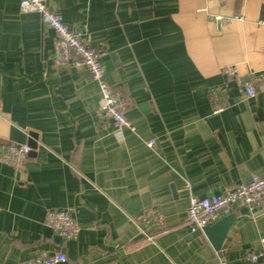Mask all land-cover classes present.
Instances as JSON below:
<instances>
[{
  "label": "crops",
  "instance_id": "obj_1",
  "mask_svg": "<svg viewBox=\"0 0 264 264\" xmlns=\"http://www.w3.org/2000/svg\"><path fill=\"white\" fill-rule=\"evenodd\" d=\"M44 1L104 51L133 130L100 123L89 72L55 67L54 33L19 0H0V143L28 145L31 133L37 145L19 168L0 163V264L58 251L63 264H250L264 251V197L255 215L233 210L220 256L184 221L190 196L264 179V0ZM222 85L214 113L210 90ZM50 210L73 215L76 240L53 233ZM149 210L160 226L147 225Z\"/></svg>",
  "mask_w": 264,
  "mask_h": 264
},
{
  "label": "built area",
  "instance_id": "obj_2",
  "mask_svg": "<svg viewBox=\"0 0 264 264\" xmlns=\"http://www.w3.org/2000/svg\"><path fill=\"white\" fill-rule=\"evenodd\" d=\"M19 10L22 13L38 15L42 23L54 33L55 67L67 66L73 69H86L89 72L91 79L99 89L100 105L97 110L99 122L111 123L119 136L122 129L133 130L125 115L127 103L123 92L119 88L109 86L104 79V69L101 62L104 51L85 42L78 31L69 29L61 16L52 11L44 0H19ZM217 20L229 22L231 19L217 17ZM225 72L235 82L236 88L242 96L247 99L255 97V89L251 81L239 78L236 70L232 67L226 69ZM226 92V85L210 90V100L213 104L214 113L223 112ZM153 145V141L147 143L148 148H152ZM30 152L31 148L26 144L0 143V163L19 168ZM263 197L264 179L256 175L251 177L249 183L238 185L234 189L219 194H211L204 198L190 196L184 225L195 232L232 214L235 208H244L250 216L255 215L261 211ZM145 220L147 225L151 227H158L163 222L161 214L153 210L145 213ZM44 222L55 235L64 240L72 241L78 237L79 226L69 211L50 210L47 212ZM143 234L147 237L145 233ZM262 243L264 244V239ZM220 253L222 254L223 251ZM247 259L250 264L264 260V251L250 252ZM65 262V254L58 251L52 254L40 253L21 264H63ZM218 264H227V262L221 258Z\"/></svg>",
  "mask_w": 264,
  "mask_h": 264
},
{
  "label": "water",
  "instance_id": "obj_3",
  "mask_svg": "<svg viewBox=\"0 0 264 264\" xmlns=\"http://www.w3.org/2000/svg\"><path fill=\"white\" fill-rule=\"evenodd\" d=\"M31 139H29L28 146L31 148V152L28 156L34 154L37 145L35 143L36 136L33 134H29ZM235 221L234 215L230 214L215 224L204 227L200 231L197 230L194 232L195 235H199L200 233H203V235L207 238V240L212 245L213 249L219 253V256L221 255V251L225 250L227 246L226 235L229 230L230 225Z\"/></svg>",
  "mask_w": 264,
  "mask_h": 264
}]
</instances>
